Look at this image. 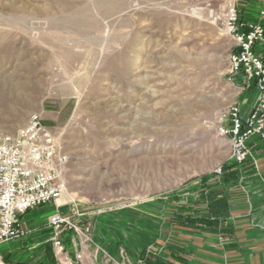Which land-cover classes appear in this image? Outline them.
Wrapping results in <instances>:
<instances>
[{"label": "rangeland", "instance_id": "374dc122", "mask_svg": "<svg viewBox=\"0 0 264 264\" xmlns=\"http://www.w3.org/2000/svg\"><path fill=\"white\" fill-rule=\"evenodd\" d=\"M250 1L0 0V137L40 115L67 157L61 199L112 242L102 264L151 258L234 168L224 17Z\"/></svg>", "mask_w": 264, "mask_h": 264}, {"label": "crops", "instance_id": "0c3cea01", "mask_svg": "<svg viewBox=\"0 0 264 264\" xmlns=\"http://www.w3.org/2000/svg\"><path fill=\"white\" fill-rule=\"evenodd\" d=\"M239 13L244 20L264 26V2L250 1ZM256 50L264 55V41ZM231 79L241 90L237 103L245 117L256 102L258 90L255 86L243 88L241 75H231ZM247 149L242 163H234L233 169L220 174L211 198L207 196V202L206 196L201 199L200 212L203 218L210 219L209 223L194 220L175 226L177 237L157 245L151 259H160L165 264H264V140L252 135L247 140ZM191 200L194 205L196 200L193 197ZM73 210L80 211L60 198L22 215L23 234L1 246L4 263L53 264L54 238L63 243L64 256L73 259L80 248L77 236L68 229L55 233L47 224L52 213L70 215ZM86 214L75 220L84 224L90 220ZM100 248L111 249L112 242L94 238L93 244L83 250L82 264H102ZM132 249L127 260L132 264H147L141 255L144 246L133 245Z\"/></svg>", "mask_w": 264, "mask_h": 264}, {"label": "built area", "instance_id": "2783aa9c", "mask_svg": "<svg viewBox=\"0 0 264 264\" xmlns=\"http://www.w3.org/2000/svg\"><path fill=\"white\" fill-rule=\"evenodd\" d=\"M224 26L234 42L228 72L242 76L243 88L255 86L258 90L256 102L245 117L236 103L219 128L220 134L229 139L233 162L242 163L248 153L247 140L252 135L264 140V55L256 50L264 41V26L244 20L232 3L227 5ZM66 160L58 138L38 114H32L17 132L0 137V250L3 243L23 234L22 215L62 197L66 186L61 173ZM83 214L77 210L70 215L56 211L48 218L47 224L55 233L68 229L80 245L74 258L69 259L62 256L61 240L54 238V254L62 259L59 264H82L84 248L93 244L92 223L75 220ZM0 264H5L1 251Z\"/></svg>", "mask_w": 264, "mask_h": 264}, {"label": "trees", "instance_id": "16d2710c", "mask_svg": "<svg viewBox=\"0 0 264 264\" xmlns=\"http://www.w3.org/2000/svg\"><path fill=\"white\" fill-rule=\"evenodd\" d=\"M204 221L205 223H209V221H210V219H208V218H202V219H200V220H195V221H199V222H201V221ZM194 222V221H193ZM192 222V223H193ZM142 255V254H141ZM143 257V256H142ZM145 258V257H144ZM146 262H147V264H165L164 262H162L160 259H151L150 257L149 258H147L146 259Z\"/></svg>", "mask_w": 264, "mask_h": 264}]
</instances>
